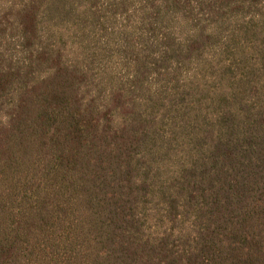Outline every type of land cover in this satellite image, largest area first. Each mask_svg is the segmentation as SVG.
<instances>
[{"label": "trees", "instance_id": "obj_1", "mask_svg": "<svg viewBox=\"0 0 264 264\" xmlns=\"http://www.w3.org/2000/svg\"><path fill=\"white\" fill-rule=\"evenodd\" d=\"M0 264H264V0H0Z\"/></svg>", "mask_w": 264, "mask_h": 264}]
</instances>
